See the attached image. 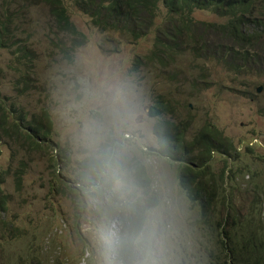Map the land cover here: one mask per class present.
I'll use <instances>...</instances> for the list:
<instances>
[{
  "label": "rangeland",
  "instance_id": "obj_1",
  "mask_svg": "<svg viewBox=\"0 0 264 264\" xmlns=\"http://www.w3.org/2000/svg\"><path fill=\"white\" fill-rule=\"evenodd\" d=\"M64 2L73 23L87 36V44L78 49L72 60L48 42L42 43L41 39H46L39 30V36L31 38L36 50L37 75L23 95L15 87L21 67L14 63L8 50H0V90L5 109L12 111V104L17 102L26 120L33 115L49 114L50 136L70 157L67 164L57 165L56 172L70 184L85 172L83 169L90 171L89 145L97 127L110 121L113 115L124 118L123 131L128 133L129 145L126 163L138 161L145 166L157 195V203L149 209L146 221L152 234L153 258L158 264H200L207 255L203 244L209 243L205 231L197 224L199 209L180 186L182 162L161 153L155 132L161 119L150 112L157 97L180 102L183 107L180 119L191 118L193 122L188 140L205 125L216 129L236 146L238 159L253 166L252 182L256 181V175L260 181L264 178V76L244 69L240 75L229 71L225 64L227 57L215 54L216 51H211L212 58L197 63L188 52L182 53L187 60L179 62L177 69L170 74L162 70L159 58L165 50L153 45L162 33L168 31V37L172 36L171 23H165L169 10L164 5L159 6L160 12L154 18L155 27L146 36L130 41L117 31L103 32L91 24L89 16L78 11L73 0ZM193 16L197 21H225L201 9L195 10ZM156 27L162 28L159 33ZM195 65L203 71H196ZM202 73L206 74L207 85L200 90L199 85L195 86L193 81L191 86V82L193 75ZM177 75L181 81L170 79ZM3 141L0 171L8 173L4 190L11 199L5 219L21 228V235L11 237L0 225L4 256L10 257L14 264H106L111 257V240L103 234L100 224L90 215L80 214L76 220L79 205L73 203L74 198L57 191V185L52 188L56 184L55 172L49 162L59 150L28 153L19 143ZM214 154L210 171L216 176L225 166L235 171L244 164L234 162L237 161L234 157L225 162V155ZM21 162H25L26 169L18 188L14 173L23 168ZM240 175L245 177L241 187L245 189L251 176ZM125 186L121 178L117 191ZM86 197L91 212L96 199L89 193ZM107 224L112 235L119 230L118 220L110 219ZM87 242L91 249L85 247Z\"/></svg>",
  "mask_w": 264,
  "mask_h": 264
},
{
  "label": "trees",
  "instance_id": "obj_2",
  "mask_svg": "<svg viewBox=\"0 0 264 264\" xmlns=\"http://www.w3.org/2000/svg\"><path fill=\"white\" fill-rule=\"evenodd\" d=\"M73 3L101 31H117L130 41L146 36L155 27L154 18L160 12L159 6H166L169 11L165 23H171L169 32L172 36L168 37V31L162 33L153 47L164 48L159 65L169 74L179 67V62L187 60L183 59L182 53L188 52L197 63L212 58L211 51H216L215 54L227 57L225 64L229 71L240 75L244 69L264 76V0H73ZM197 9L225 21H197L193 16ZM161 29L157 28V33ZM39 30L44 32L46 39H41L42 43L48 42L72 60L78 49L87 44V36L73 23L64 0H0V50H8L14 63L21 67L15 83L21 95L30 90L31 82L36 79V50L31 38L39 36ZM194 67L196 71H203L200 66ZM170 79L181 81L178 75L170 76ZM193 81L202 90L204 84L207 85L206 74L193 75L191 86ZM4 105L6 102L0 90V143L3 140L19 143L28 153L46 152L50 148L59 150L49 162L55 172L56 184L52 188L57 185V191L74 198L73 203L79 205L76 220L80 214L90 215L100 224L103 234L111 240V257L107 258L106 264H117L121 222L136 219L146 224L149 209L157 203L145 166L138 161L125 163L126 174L122 178L127 186L120 191L99 186L91 172L85 169L79 178L70 181L72 184L67 183L56 172V167L59 163L69 162V153L52 140L49 114L33 115L31 120H26L17 102L12 104V111ZM182 109L180 102L161 96L155 99L150 114L161 119L155 128L161 153L182 162L180 186L187 192L190 202L198 206L197 224L205 231L209 243L203 244L207 255L200 264H264V178L258 181L256 175V181L252 182L253 166L239 160L236 146L216 129L205 125L192 140H188L193 122L191 118L180 119ZM14 113L17 114L15 118ZM214 153L225 155V162L234 157L237 160L234 162L244 164L235 171L225 166L216 176L210 171ZM21 164L23 168L14 173L18 188L23 183L26 169L25 162ZM247 173L251 179L242 189L245 177L240 174ZM6 174L0 171V217H4L0 219V225L11 237H17L21 235V228L5 219L11 200L4 190ZM86 193L96 199L91 212L88 211ZM113 218L120 226L112 235L107 223ZM85 247L91 249L92 245L87 242ZM0 262L14 264L10 257L4 256L1 244Z\"/></svg>",
  "mask_w": 264,
  "mask_h": 264
},
{
  "label": "clouds",
  "instance_id": "obj_3",
  "mask_svg": "<svg viewBox=\"0 0 264 264\" xmlns=\"http://www.w3.org/2000/svg\"><path fill=\"white\" fill-rule=\"evenodd\" d=\"M126 120L113 115L107 123H101L90 140L89 169L101 187L119 190L125 172L129 145L128 133L123 131ZM122 235L117 241V264H158L151 251L152 234L146 224L136 219L121 222Z\"/></svg>",
  "mask_w": 264,
  "mask_h": 264
},
{
  "label": "water",
  "instance_id": "obj_4",
  "mask_svg": "<svg viewBox=\"0 0 264 264\" xmlns=\"http://www.w3.org/2000/svg\"><path fill=\"white\" fill-rule=\"evenodd\" d=\"M259 91H260V89H259Z\"/></svg>",
  "mask_w": 264,
  "mask_h": 264
}]
</instances>
